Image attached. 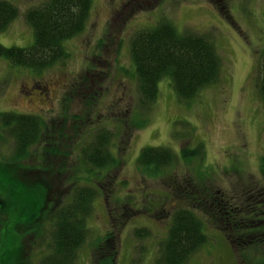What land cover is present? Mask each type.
Segmentation results:
<instances>
[{
	"label": "rangeland",
	"instance_id": "1",
	"mask_svg": "<svg viewBox=\"0 0 264 264\" xmlns=\"http://www.w3.org/2000/svg\"><path fill=\"white\" fill-rule=\"evenodd\" d=\"M6 1L17 16L0 31V44L30 46L23 13L45 0ZM161 21L203 36L217 54L219 74L187 101L176 97L168 78L161 79L154 102L142 105L129 42ZM63 45L68 58L40 73L0 57V111L37 115L47 128L25 158L14 160V140L0 127V264H41L50 253L48 214L67 202L74 186L98 190L74 264H101L107 256L112 264H157L170 213L192 207L171 185L191 186L196 195L202 187L226 195L244 190L242 196L264 186V106L257 86L264 0H91L83 30ZM97 130L111 132L116 167L97 171L82 164L79 148ZM151 146L176 154L154 176L136 161L139 150ZM185 149L199 154L184 159ZM89 168L97 173L87 175ZM201 219L206 241L183 264H264L262 243L239 253L234 240L230 244ZM142 228L145 235L136 237Z\"/></svg>",
	"mask_w": 264,
	"mask_h": 264
},
{
	"label": "trees",
	"instance_id": "2",
	"mask_svg": "<svg viewBox=\"0 0 264 264\" xmlns=\"http://www.w3.org/2000/svg\"><path fill=\"white\" fill-rule=\"evenodd\" d=\"M90 6L91 0H45L28 8L23 17L31 28L32 44L28 47H5L0 44V57L12 65L27 67L36 73L63 62L69 56L63 42L83 30ZM16 16V7L6 0H0V31H4ZM129 57L142 105L154 102L157 83L161 79L168 78L176 97L187 101L202 88L214 83L220 69L213 46L203 36L192 32H178L166 21L136 32L129 42ZM257 67L258 94L264 106V50L260 53ZM0 127L14 140V160L25 158L30 146L35 145L47 132L44 120L29 113L0 111ZM111 138L108 130L94 132L92 140L79 148L82 164L94 167L97 171L116 167L117 159L109 150ZM198 152L197 149H185L180 152V156L188 159V156H198ZM175 159L176 154L169 148L151 146L141 148L136 161L140 169L154 176L162 172L161 169L172 165ZM97 171L92 172L89 168L84 172L92 175ZM259 172L261 178H264V155L259 158ZM101 178L104 179V174ZM186 181L190 182L189 179ZM76 183L79 182L74 184ZM170 187L192 207L187 204L178 206L170 213V223L161 244L157 264H183L205 243L201 217L224 232L229 243L234 240L235 245L241 247L236 250L239 253L256 246L258 242L264 246V186L246 190V196L240 194L244 190L226 195L221 191L212 193V190L202 187L197 188L196 195L195 189L188 185L177 184ZM71 189L67 202L58 208H52L48 214L53 226L50 233V253L41 264H74L76 250L85 239L86 220L98 190L83 184ZM104 200L108 203V195ZM111 213L112 208H109L108 217H111ZM126 221L127 219L123 220L120 225L123 226ZM145 231L143 228L136 229L134 234L140 237L145 235ZM108 238L109 235H105L103 242ZM108 258L107 256L101 264H112L113 257Z\"/></svg>",
	"mask_w": 264,
	"mask_h": 264
},
{
	"label": "flooded vegetation",
	"instance_id": "3",
	"mask_svg": "<svg viewBox=\"0 0 264 264\" xmlns=\"http://www.w3.org/2000/svg\"><path fill=\"white\" fill-rule=\"evenodd\" d=\"M259 208V207H258ZM18 229V228H17ZM19 230V229H18Z\"/></svg>",
	"mask_w": 264,
	"mask_h": 264
}]
</instances>
